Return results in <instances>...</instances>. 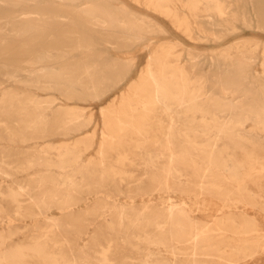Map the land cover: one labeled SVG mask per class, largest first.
Instances as JSON below:
<instances>
[{"label":"bare ground","instance_id":"1","mask_svg":"<svg viewBox=\"0 0 264 264\" xmlns=\"http://www.w3.org/2000/svg\"><path fill=\"white\" fill-rule=\"evenodd\" d=\"M226 1L143 0L187 35L199 10L208 20L198 36L217 37L216 26L237 21L264 29V0ZM146 22L111 0H0V139L8 143L0 151V264H133L132 253L140 264H239L264 251L245 188L264 178V53L255 75L242 44L216 51L207 69L199 53L188 51L186 69L163 46L102 109L96 157L81 159L93 142L87 130L66 144H42L87 124L72 101L97 97L127 72L129 60L109 59L100 41H136ZM219 139L227 143L219 147ZM226 148L241 150V158ZM137 163L150 189L187 191L206 209L208 183L221 212L197 220L178 202L151 204L153 192L130 173ZM29 168L34 176H18ZM262 196L256 201L264 208ZM22 217L32 221L30 232L15 237Z\"/></svg>","mask_w":264,"mask_h":264},{"label":"rangeland","instance_id":"2","mask_svg":"<svg viewBox=\"0 0 264 264\" xmlns=\"http://www.w3.org/2000/svg\"><path fill=\"white\" fill-rule=\"evenodd\" d=\"M51 2L58 0H40ZM114 5H124L127 7L131 14L136 17L146 16L148 20L147 28L142 31L140 38L136 41H128L125 45L116 47L113 44L108 42L100 41L99 48L103 51L104 55L111 58H119L123 60H129V68L124 76L115 81L112 85L108 87L106 91L97 97L88 96L84 100H73L72 105L81 109L83 117H90V121L82 125L81 128L73 131L71 134H55L49 137L44 143L45 146L56 147L61 144H66L71 142L74 138L82 135L84 131H89L93 133V142L92 145L87 150H81V159L87 160L96 157V149L101 139V128H102V109L106 108L112 103H115L120 98L121 94L127 92L130 83L136 80L142 73L147 63L149 57L154 54H158L162 51L163 46L169 47L172 54H175L179 64L183 65L186 68V63L188 61V51L191 53H199L200 60H204L203 68L207 69L210 66V62L213 58V55L216 51L223 47L231 46V50L236 52V46L239 48L241 44L247 47V50L252 55L251 61V71L255 75H262L261 63L263 61L264 53V29L255 26L254 24L245 25L241 21H237L234 28H228L226 26H216L214 30L218 28V35L216 36H198L199 32L197 26L199 22H206L208 17L204 13L205 11L199 10L193 18L192 22L189 24V27L193 28L191 35H187L185 32L178 27L172 19L166 17L165 15L153 10L152 8L146 6L143 0H111ZM227 4L226 0H223ZM79 2V1H77ZM76 2V3H77ZM234 4L235 1H232ZM179 7L180 4H178ZM17 10H20V5L17 6ZM181 12L186 11L185 8L179 9ZM64 22H67V19H63ZM195 21V22H194ZM202 24V23H201ZM209 26V25H208ZM223 29V30H222ZM116 33V32H115ZM205 56H204V55ZM132 58V61H131ZM187 69V68H186ZM257 87L261 83L256 84ZM48 94V95H47ZM47 98L52 99L57 104H64V99L62 96L54 93H44ZM58 95V97H57ZM240 98L235 99L239 103ZM71 102V101H70ZM252 124L247 121L242 124L244 130H249ZM30 140L28 142H33ZM224 143H227L223 139H219L217 144L219 147H223ZM8 143L0 139V151L7 147ZM26 148V146L24 147ZM227 151H230L234 154L236 158H241V150L226 148ZM53 159V154H50ZM22 159H18L14 163L22 165ZM14 163H10L8 171H11ZM144 165L137 163V165L131 168V175L136 179L134 182L139 184V189H150L151 184L147 179L146 174H142ZM54 174H57V170H52ZM34 169L29 168L25 171L18 172V176L25 175L26 177L34 176ZM263 177L262 174H260ZM256 182V183H254ZM124 183V182H123ZM1 186H3L1 184ZM170 186V185H169ZM208 190L210 191L207 194L206 201L208 202L209 208H203L202 203L195 202L193 195L187 191H183L175 188L168 187H154L149 191L153 192L150 203L157 206L166 205L168 201H175L179 204L184 205L188 210L191 211L192 216L197 220H208L212 221L217 216L216 214L221 211H216L215 209V199L211 198L212 195L216 194V191L212 189L211 185L206 183ZM126 187V186H125ZM124 187V188H125ZM123 188V189H124ZM152 188V187H151ZM223 188V186H221ZM246 190L253 196L254 205L253 208L248 210L250 215L253 216L258 224L260 233L264 236V208L262 207L263 203H258L256 200L259 194L263 195L260 199L264 197V178H258L257 181L247 180L245 182ZM124 195V193L122 194ZM121 195V196H122ZM127 199L122 197L121 201H126ZM135 204L142 203L139 197L134 199ZM2 206H5L6 203L0 202ZM129 204V203H125ZM53 213H57L56 209H52ZM238 214V213H236ZM55 216V215H54ZM2 217L0 216V221ZM19 226L17 227V232L15 237H22L30 232L32 221L28 217H22V219L17 221ZM92 224H89L88 229H92ZM90 231V230H89ZM85 236V235H84ZM131 254V252H129ZM128 253V254H129ZM136 257L129 258L128 260L133 264H140V261L137 254H131ZM239 264H264V251H260L253 258L249 260L242 261Z\"/></svg>","mask_w":264,"mask_h":264}]
</instances>
